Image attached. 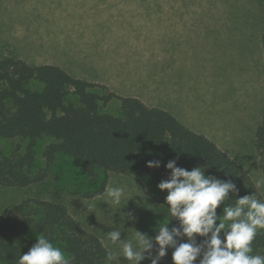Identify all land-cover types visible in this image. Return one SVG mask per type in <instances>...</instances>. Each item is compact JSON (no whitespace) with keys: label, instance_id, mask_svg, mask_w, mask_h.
Segmentation results:
<instances>
[{"label":"trees","instance_id":"16d2710c","mask_svg":"<svg viewBox=\"0 0 264 264\" xmlns=\"http://www.w3.org/2000/svg\"><path fill=\"white\" fill-rule=\"evenodd\" d=\"M261 41L264 53V28ZM114 100L120 103L117 112L108 110ZM48 138L52 141L43 151L45 165L37 168V144ZM1 139L19 141L10 153L0 147V184L5 186L43 181L57 157L66 155L84 169L91 184L99 182L98 187L89 185L84 192H76L86 198L104 193L111 172L141 171L158 187L170 175L166 168L170 160L187 170L202 166L206 176L231 180L238 197L255 192L260 197L255 182L235 159L171 112L148 106L137 97L119 95L105 84L75 77L57 65H33L14 55L0 58ZM22 141L27 142L24 148ZM255 148L264 175V112L256 128ZM152 160H160L161 166L148 167ZM229 203L234 204L235 197ZM223 207H218V215L223 214ZM171 221L172 228L178 220ZM40 235L60 247L71 264H109L106 256L111 250L102 239L84 228L66 205L44 199H26L0 213V264H17ZM253 248V254L264 255V231L257 235Z\"/></svg>","mask_w":264,"mask_h":264},{"label":"rangeland","instance_id":"374dc122","mask_svg":"<svg viewBox=\"0 0 264 264\" xmlns=\"http://www.w3.org/2000/svg\"><path fill=\"white\" fill-rule=\"evenodd\" d=\"M218 1L226 7L224 13L228 20L234 19L233 24L222 27V31L219 25L201 27L206 31L197 27L199 30L195 33L201 34L200 39L179 44L186 58L181 56L180 70L177 68L173 75L179 77L182 89H188L187 97L181 103L189 107L193 119L183 124L216 142L255 182L264 177L255 148V132L264 112V53L261 47L264 0ZM19 3L20 0H0V57L15 55L8 44L15 38L13 28H18L19 14L27 12L30 7L26 3L21 11ZM119 108L117 100L108 106L111 112H117ZM51 141L48 138L38 142L37 168L45 165L43 151ZM18 142L1 139L0 147L10 153ZM21 144L24 148L27 142L22 141ZM89 185L98 187L99 182L91 184L84 169L73 158L59 155L48 176L39 183L25 187L0 184V213H7L15 204L26 199L62 203L84 228L97 234L111 251H119L107 239V233L114 228L122 231V240H134L137 230L153 238L154 243L160 223H168L171 229V217L166 212L167 193L156 187L144 172L110 173L107 187H125L133 196L127 204L123 201L117 212L103 201L105 192L93 198L83 197L80 193ZM77 191L80 193L76 194ZM258 192V199L264 200V188ZM129 214L134 219H127ZM175 223L173 227H178L179 222ZM181 242H187V238ZM197 243L201 242L197 239ZM173 251L169 248L160 264H174ZM199 259L195 264H199ZM119 262L127 264L123 257ZM141 264H151V261L145 259Z\"/></svg>","mask_w":264,"mask_h":264},{"label":"crops","instance_id":"0c3cea01","mask_svg":"<svg viewBox=\"0 0 264 264\" xmlns=\"http://www.w3.org/2000/svg\"><path fill=\"white\" fill-rule=\"evenodd\" d=\"M26 3L8 44L14 56L105 84L182 123L193 119L181 103L188 89L173 75L186 58L179 44L200 39L197 27L219 25L222 31L234 21L218 0H20L21 11Z\"/></svg>","mask_w":264,"mask_h":264},{"label":"clouds","instance_id":"9594fccd","mask_svg":"<svg viewBox=\"0 0 264 264\" xmlns=\"http://www.w3.org/2000/svg\"><path fill=\"white\" fill-rule=\"evenodd\" d=\"M147 166L159 168L161 161H148ZM166 168L170 175L158 188L167 191L166 212L171 219L179 221V226L170 229L168 223H160L155 243L153 238L137 230L134 240H122V231L114 228L107 233V239L119 251L107 253L109 264L121 257L127 264H141L145 259L151 264H160L169 248L174 249V264H195L198 258L199 264H264V255L253 254V242L264 231V200L258 199L256 192L238 197L235 183L206 176L202 166L187 170L177 166V160H170ZM255 188H264V177L255 181ZM104 192L103 201L116 212L123 201L127 204L133 198L122 186H106ZM230 193L234 195L230 197ZM233 197L235 203H229ZM221 205H224L223 214L218 215ZM126 218L134 219V216L129 214ZM197 236L205 239L197 243ZM185 237L187 242H181ZM17 264H71V258L40 235L38 242L20 255Z\"/></svg>","mask_w":264,"mask_h":264}]
</instances>
